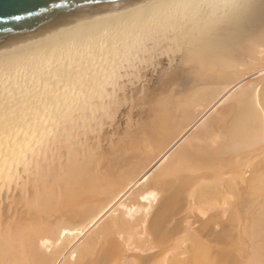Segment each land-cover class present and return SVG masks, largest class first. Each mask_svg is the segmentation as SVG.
Wrapping results in <instances>:
<instances>
[{"label":"bare ground","instance_id":"bare-ground-1","mask_svg":"<svg viewBox=\"0 0 264 264\" xmlns=\"http://www.w3.org/2000/svg\"><path fill=\"white\" fill-rule=\"evenodd\" d=\"M178 54L222 69L206 111L137 134ZM0 264H264V0H147L1 49Z\"/></svg>","mask_w":264,"mask_h":264},{"label":"rangeland","instance_id":"rangeland-1","mask_svg":"<svg viewBox=\"0 0 264 264\" xmlns=\"http://www.w3.org/2000/svg\"><path fill=\"white\" fill-rule=\"evenodd\" d=\"M167 60H165L164 59V61L162 62V66L161 67H158V68H156L157 66H156V64L155 65H152V66H149V68H148V73H147V75H148V77H150V79H153V81H152V83L150 84V90H152V92L150 93L151 95H153V96H151L150 94H149V98H151L152 100L150 101V99L146 102V103H144V105L142 106V110H143V112H142V114H139V115H136V117H134V119H133V121H132V123L137 127V130H136V133L137 134H144V132H145V134L144 135H150V134H152V132L154 131V130H152V128L154 127V126H158L159 127V125L161 124V123H163L164 122V124H165V120H166V117H169L171 120H173L174 119V121H175V123L176 122H186L187 120H188V118H187V116L184 114V108L186 107V106H188L189 108H187V109H190L189 110V114H190V111H193V112H197V111H206V105L205 104H207V102H205V104H204V102H202L203 101V99H207L210 95H209V92H211V90L212 89H210V88H208V87H211L212 86V84H215V83H217L216 81H218V80H216V79H218L219 78V74L222 72V69L220 68V69H218V68H216V67H210V66H205V67H208V69L207 70H203V68H204V66L202 65V66H198V67H195V66H191L190 67V65H187L181 58H180V54H178V59L176 60V62L174 63V67H175V69L173 70L174 72H171V70L170 69H168L169 67H168V65H167ZM182 64V65H181ZM187 66H186V65ZM192 65H194V64H192ZM156 66V67H155ZM201 67H202V69H201ZM180 68V69H179ZM182 68V69H181ZM195 68H197V69H195ZM209 68H211V69H209ZM188 69V70H187ZM190 69V70H189ZM192 69H194V70H192ZM185 70V71H184ZM196 70V71H195ZM198 70L199 71H204L203 73H206V75H205V77H204V75H203V73H202V75H200L201 73H199L198 74ZM216 70V71H215ZM194 71V73L195 74H193L192 72ZM208 71H210V73H212L211 71H213V74H214V72L218 75L217 77L215 76V74L213 75L212 74V77H210V76H207V74H209L208 73ZM220 71V72H219ZM189 74V72H190V74H191V76L192 77H194L195 75H199V77H204L203 79H205V83H204V80L202 79V78H200V81H202L203 80V82L201 83V82H198L199 83V85L202 87H199V85H198V83H196L195 81H191L190 80V75H188L187 73ZM197 73V74H196ZM182 75H184V76H182ZM197 75V76H198ZM209 75H211V74H209ZM182 76V77H181ZM186 76V77H185ZM207 76V77H206ZM214 77V78H213ZM182 78V79H181ZM209 78H212L211 80H213L214 81V79H215V81H214V83H213V81H212V84H211V82H210V85H209V81H210V79ZM177 79V80H176ZM187 80V82L188 83H190L191 85H189L187 82H186V80ZM197 79V78H196ZM202 79V80H201ZM209 79V80H208ZM179 80V81H178ZM208 80V81H207ZM194 84V83H196V85L194 86L191 82ZM183 82V83H182ZM180 83V84H179ZM182 83V84H181ZM189 85V87H188V85ZM204 84H208V85H204ZM170 85V86H169ZM198 85V86H197ZM205 87H204V86ZM190 86L192 87V88H190ZM185 87V89H182V88H184ZM152 88V89H151ZM154 88V89H153ZM189 88V89H188ZM199 88V89H198ZM205 88V89H204ZM180 89V90H179ZM187 89V90H186ZM195 89V90H194ZM202 90L203 92L206 90V93H205V95H204V93L201 91V93L199 92V90ZM204 89V90H203ZM210 89V90H209ZM185 90V91H184ZM189 90H191V91H189ZM180 92V93H179ZM185 92V93H184ZM192 94H191V93ZM165 93V94H164ZM174 93V94H173ZM156 96H155V95ZM161 94H163V95H161ZM185 94V95H184ZM202 94V96H200ZM209 95V96H208ZM161 96V97H160ZM167 96V97H166ZM179 96V97H178ZM182 96H184V97H182ZM189 96V97H188ZM194 96V97H193ZM200 96V97H199ZM206 97V98H204V97ZM196 97V98H195ZM154 98V99H153ZM184 100V102L185 103H183V100ZM186 98H188V99H186ZM192 98V99H191ZM199 98V99H198ZM236 98L237 99H239V95L238 96H236ZM193 99H197L196 100V102H195V100L193 101ZM166 100V101H165ZM199 100H201V101H199ZM164 101V102H163ZM170 101V102H169ZM173 101V102H172ZM180 101H182V102H180ZM189 101L190 102H192V103H189ZM198 101V102H197ZM149 102V103H148ZM169 102V103H168ZM177 102V103H176ZM152 103V104H151ZM173 105H172V104ZM181 104V105H179V104ZM194 103H196L195 105H194ZM201 103V104H200ZM237 103V104H236ZM234 102L232 105L228 102L227 103V105L228 106H226V104H224L225 105V107H222V113L221 112H219L218 113V115L217 116H219V117H217L216 116V114H214V115H212L211 116V118L208 116V114H206L205 115V120H206V122L208 123V125L209 126H207L206 127V129L207 130H209V132L211 131V132H213L214 130H215V132L216 133H219V132H222V129H223V127H222V125H223V123L222 122H224V125L226 126V124H227V122H229V118L227 119L226 118V120L224 121V119H223V115L225 114V113H228V112H230L231 110V113H230V116H233V114L235 115L236 114V111L238 110V107L237 106H239V103L238 102ZM176 104V105H175ZM184 104V105H183ZM198 104H200V106L198 105ZM146 105H147V107H146ZM158 105V106H157ZM167 105V106H166ZM178 105V106H177ZM190 105V106H189ZM194 105V106H193ZM197 105V106H196ZM201 105H203L202 107H201ZM224 105H222V106H224ZM176 106V107H175ZM158 107V108H157ZM160 107H163V108H161V109H159ZM169 107V108H168ZM175 108V110H174V108ZM179 107V108H178ZM190 107H194V108H196L195 110H194V108H190ZM199 107H201V108H199ZM227 107V108H226ZM231 108V110H229L230 108ZM166 108V109H165ZM172 108V109H171ZM223 108H224V110H223ZM235 108V109H234ZM152 109V110H151ZM177 109H178V111H177ZM202 109V110H201ZM227 109V110H226ZM237 109V110H236ZM141 110V111H142ZM148 110V111H147ZM164 110H166V111H164ZM173 110H174V112L175 113H172L173 112ZM214 110V109H213ZM180 111V112H179ZM183 111V112H182ZM203 111V112H204ZM227 111V112H226ZM146 113V114H145ZM165 113V114H164ZM169 113V114H168ZM171 113V114H170ZM177 113V114H176ZM180 116H179V115ZM183 114V115H182ZM222 114V115H221ZM151 115V116H150ZM163 115H164V117H163ZM172 115V116H171ZM178 115V116H177ZM174 116V117H173ZM182 116V117H181ZM206 116H208L211 120H214L213 122H211V124L209 123L210 121H209V119H208V117H206ZM148 117V118H147ZM153 117V118H152ZM175 117H176V119H175ZM180 117V118H179ZM184 117V118H183ZM155 118V119H154ZM187 118V119H186ZM231 118V117H230ZM182 119H183V121H182ZM184 119H186V120H184ZM151 120H153V121H151ZM164 120V121H163ZM171 120H167L166 122H172ZM180 120V121H179ZM190 120V119H189ZM220 121V122H218V121ZM189 122V121H188ZM217 124H216V123ZM121 123H122V125H123V123H124V119L123 120H121ZM141 123V124H140ZM172 123H174V122H172ZM220 123V124H219ZM152 124V125H151ZM159 124V125H158ZM163 124V125H164ZM168 125V124H167ZM212 125H213V127H212ZM221 125V126H220ZM219 126V127H218ZM134 130V131H135ZM221 130V131H220ZM218 135H221V134H218ZM252 205H254V203L252 204Z\"/></svg>","mask_w":264,"mask_h":264},{"label":"water","instance_id":"water-1","mask_svg":"<svg viewBox=\"0 0 264 264\" xmlns=\"http://www.w3.org/2000/svg\"><path fill=\"white\" fill-rule=\"evenodd\" d=\"M147 0H0V50Z\"/></svg>","mask_w":264,"mask_h":264}]
</instances>
